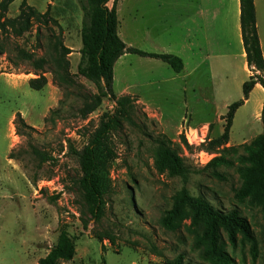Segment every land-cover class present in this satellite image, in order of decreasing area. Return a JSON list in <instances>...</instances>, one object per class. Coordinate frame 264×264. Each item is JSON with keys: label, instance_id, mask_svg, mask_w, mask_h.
<instances>
[{"label": "rangeland", "instance_id": "rangeland-1", "mask_svg": "<svg viewBox=\"0 0 264 264\" xmlns=\"http://www.w3.org/2000/svg\"><path fill=\"white\" fill-rule=\"evenodd\" d=\"M22 1L10 5L9 18L19 14ZM173 3L172 7L170 0H121L120 38L146 52H159L149 37L176 48L175 43L186 34L181 19L187 10H194L189 6L196 0ZM28 4L41 13L49 10L54 22L34 23L20 38H2L6 54L0 56V264H38L56 245L61 230L76 240V253L72 260L60 264H166L178 255L192 264H212L185 227L169 232L160 225L173 196L183 187L180 177L157 164L155 140L162 137L190 169L186 187L192 195L203 196L226 212L237 210L248 220L250 240L239 236L234 245L225 241L232 264H264V205L258 196H237L246 182L245 171L252 165L250 154L257 149L254 142L264 129L257 94L235 113L229 142L211 150L210 141L224 131L223 116L230 105L243 99V93L232 95L228 107L221 102L204 104L201 93L206 90L199 87H209L205 76L182 78L183 73L176 74L161 60L134 54L117 61L113 92L136 97L135 124L124 122L112 135L117 152L111 167L113 191L106 197L105 216L95 222L84 207L76 184L81 175L79 162L67 142L81 150L103 114L113 111L114 103L104 99L97 111L82 120L78 114L81 94L97 92L85 78L74 76L78 86L67 90L56 85L50 72L45 74L48 83L42 90L26 84L39 74L32 63L20 58L17 49L35 59L50 60L58 40L72 50L70 72L77 75L84 18L81 0H28ZM167 12L174 15L170 23L163 19ZM172 76L177 78L172 80ZM54 109H60V117L45 123ZM17 114L35 129L31 138L18 134ZM12 139H16L13 149L24 151L13 165L8 161ZM29 145L52 154L56 161L39 164ZM216 157L224 163L208 167Z\"/></svg>", "mask_w": 264, "mask_h": 264}, {"label": "trees", "instance_id": "trees-1", "mask_svg": "<svg viewBox=\"0 0 264 264\" xmlns=\"http://www.w3.org/2000/svg\"><path fill=\"white\" fill-rule=\"evenodd\" d=\"M15 0H0V56L6 54L3 35L20 38L29 32L34 23L49 25L53 21L49 10L39 12L23 0L19 14L14 18L8 17L10 5ZM84 13L80 50L81 59L77 67V75L70 72L68 56L72 50L64 45L61 40L54 44V55L50 60L45 58L35 59L34 55L18 48V53L23 61L32 63L37 70L38 77L29 80L33 90H42L48 83L45 76L47 72L53 75V80L59 88L78 86L74 76H80L94 84L95 94H81L82 104L78 114L86 120L97 111L104 99L109 98L113 103V111L103 114L96 129L89 136L81 150L76 149L68 140L67 147L70 153L78 159L80 177L76 184L83 194L84 207L95 222L105 216L106 197L113 191L111 179L112 163L117 159V152L112 140V135L122 128L123 123L135 124L132 117L137 103L136 97L130 95L116 96L113 92L114 66L126 54H134L144 58L161 60L166 63L176 74L184 71V61L181 57L172 54H158L142 51L128 46L119 35V20L117 3L119 0H81ZM241 31L246 59L253 75L243 85V99L229 106V111L223 117L226 124L222 135L209 143L211 150H216L226 145L230 140V132L237 110L249 100L250 94L257 84L264 88V56L259 39L256 8L254 0H240ZM11 61V59H10ZM64 88V89H65ZM60 109L50 111L45 123L55 122L60 117ZM264 123V106L262 110ZM15 126L20 136L31 138L35 129L28 125L21 114L16 115ZM157 145V164L160 169H169L171 174L177 175L183 182L181 190L172 198V206L164 211L160 225L169 232H175L182 227L194 235L195 246L201 249L202 255L212 264H232L233 259L225 251V241L234 245L238 237L251 239V226L248 220L241 216L237 210L224 211L216 208L203 196H194L187 189L191 171L184 164L183 159L169 145L165 137L155 140ZM257 149L250 154L252 163L245 171V184L238 192L239 198L249 195L258 196L264 205V129L254 142ZM32 155L39 164L56 161L52 154L41 151L29 145ZM24 151L12 149L10 160H20ZM224 163L222 158H214L207 165L218 166ZM35 182V180H33ZM188 223V225H187ZM101 242L102 240L99 239ZM76 253V240L66 231L61 230L55 246L49 253L38 261V264H60L61 261H70ZM253 255L256 252L253 249ZM166 264H192L187 262L183 255L168 259Z\"/></svg>", "mask_w": 264, "mask_h": 264}, {"label": "crops", "instance_id": "crops-1", "mask_svg": "<svg viewBox=\"0 0 264 264\" xmlns=\"http://www.w3.org/2000/svg\"><path fill=\"white\" fill-rule=\"evenodd\" d=\"M120 1L117 3L118 14ZM173 1L170 0L172 7L175 5ZM254 3L258 34L264 56V0H254ZM112 4L113 0L109 5ZM189 7L194 10H187L185 17L181 19V25L186 30V34L179 42L175 43L176 48L157 44L154 38L149 37L148 40L159 51L149 53L172 54L181 57L185 66L182 78L195 74L208 78L209 87L207 89L204 86L199 87L201 91L206 90L201 93V96L204 97L202 102L213 106L221 102L225 107H228L231 103L230 97L243 93L244 83L253 75L247 64L242 40L240 0H196V3ZM173 17L174 15L169 12L165 13L164 22L170 23L171 20L173 21ZM149 59L154 62L159 61ZM151 66L159 65L151 64ZM176 78V76H172L170 79L175 80ZM28 83L29 80L26 84L29 85ZM254 94H257L259 107L263 110L264 88L257 84L251 92L249 100ZM14 119L15 115L11 118L9 129L10 125H13ZM15 142L16 139H12L9 154L15 147ZM8 161L12 165L14 164V160H10L9 157Z\"/></svg>", "mask_w": 264, "mask_h": 264}, {"label": "built area", "instance_id": "built-area-1", "mask_svg": "<svg viewBox=\"0 0 264 264\" xmlns=\"http://www.w3.org/2000/svg\"><path fill=\"white\" fill-rule=\"evenodd\" d=\"M184 131H185V136L187 137V140H188V142L190 143V144H192V142L190 141V136H189V131H187V129H184Z\"/></svg>", "mask_w": 264, "mask_h": 264}]
</instances>
